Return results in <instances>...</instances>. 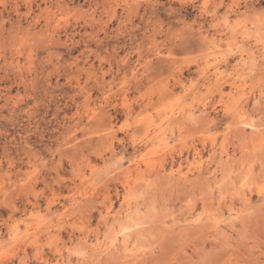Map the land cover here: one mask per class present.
<instances>
[{
  "label": "rangeland",
  "instance_id": "1",
  "mask_svg": "<svg viewBox=\"0 0 264 264\" xmlns=\"http://www.w3.org/2000/svg\"><path fill=\"white\" fill-rule=\"evenodd\" d=\"M263 187L264 0H0V264H264Z\"/></svg>",
  "mask_w": 264,
  "mask_h": 264
},
{
  "label": "bare ground",
  "instance_id": "2",
  "mask_svg": "<svg viewBox=\"0 0 264 264\" xmlns=\"http://www.w3.org/2000/svg\"><path fill=\"white\" fill-rule=\"evenodd\" d=\"M246 25V24H245ZM247 26V25H246ZM255 26V25H254ZM256 28V27H255ZM243 29V28H242ZM256 30V29H255ZM260 30V29H259ZM257 31V30H256ZM260 33H261V30H260ZM249 34V33H248ZM256 35V34H255ZM257 36V35H256ZM234 37V36H233ZM244 37V36H243ZM240 45V44H239ZM256 49V48H255ZM260 52V51H259ZM254 59V58H253ZM256 63V62H255ZM257 66V65H256ZM212 76V75H211ZM216 76V82L218 83L221 79H222V76H221V74L220 73H216L215 75H214V77ZM209 77V76H208ZM208 82V81H207ZM234 82V81H233ZM106 83V82H105ZM235 83V82H234ZM217 86V85H216ZM189 87V86H188ZM253 87V86H252ZM251 87V88H252ZM255 88V87H254ZM192 91V90H191ZM195 91V90H194ZM102 115V114H101ZM99 116V115H98ZM183 118V117H182ZM156 119V118H155ZM202 119V118H201ZM206 120V119H205ZM177 121V120H176ZM207 121H209V120H207ZM242 121V120H241ZM240 121V122H241ZM247 121V120H246ZM151 122V121H150ZM150 122H148V123H150ZM154 122V121H153ZM151 122L150 123V126H151V124H153V126L155 127V125H154V123L156 124V122ZM239 122V121H238ZM183 123V122H182ZM206 123V122H205ZM248 123V122H247ZM247 123H244L243 121L241 122V124H242V126H249V127H251V129H252V131H253V134H252V136H251V139L252 140H254L256 137H257V131L255 130L256 129V126L254 125V124H247ZM207 125V124H206ZM234 125H236V124H234ZM208 126V125H207ZM246 128V127H245ZM188 129V128H187ZM241 129V131L244 129L243 127H241L240 128ZM234 130H235V128H234ZM238 130V129H237ZM262 130V129H261ZM147 131H149V128H148V130ZM252 131H251V133H252ZM150 132V131H149ZM244 132V131H243ZM159 132H157V133H155L152 137H153V139H155V138H157L158 137V135H156V134H158ZM237 133H239V131L237 132ZM150 134V133H149ZM149 136V135H148ZM163 136H165V137H163ZM243 136V135H242ZM162 137L164 138L162 141H163V144H164V150H165V146L167 145V143H169V142H167V140L165 139V138H167L166 137V135H165V132H164V135H162ZM239 137V136H238ZM149 138V137H148ZM237 138V137H236ZM159 139H161V138H157V140L159 141ZM200 139H202L201 137H200ZM226 140V139H225ZM246 142V141H245ZM254 142V141H253ZM255 142H257V141H255ZM161 143V142H160ZM160 143H158L159 145H160ZM262 143V142H261ZM155 144V143H154ZM170 145V144H169ZM255 145V144H254ZM162 146V145H161ZM251 146V145H250ZM261 146V145H260ZM252 147V146H251ZM250 148V147H249ZM248 148V149H249ZM160 149H162L161 147H160ZM227 149V148H226ZM252 149V148H251ZM250 149V150H251ZM154 150V149H153ZM152 150V151H153ZM163 151V150H162ZM253 151V150H252ZM157 152V151H156ZM159 152V151H158ZM117 153V152H116ZM150 153V152H149ZM152 153V152H151ZM249 154V153H248ZM115 155V154H114ZM162 157V156H161ZM138 159V158H137ZM254 159V158H253ZM157 160V159H156ZM225 160V159H224ZM131 161V160H130ZM184 161V160H183ZM137 162V161H136ZM119 163V162H118ZM134 163L135 162H133V165H134ZM132 164V163H131ZM141 164V163H140ZM120 166V165H119ZM82 167V166H81ZM210 167V166H209ZM253 167V166H252ZM140 168V166H139V164H137L136 165V169H139ZM119 169H121V168H119ZM159 171V170H158ZM161 172V171H160ZM182 171H181V169L179 168V169H172L171 170V174L173 175V177L176 175V174H179V173H181ZM198 172V171H197ZM200 172L202 173V169H200ZM208 172H210V171H208ZM110 173V172H109ZM127 173L129 174L127 177H129L130 176V174L132 173V170H128L127 171ZM165 173V172H164ZM238 173V172H237ZM240 173V172H239ZM133 174V173H132ZM166 174V173H165ZM204 174V173H203ZM155 175V174H154ZM168 175V174H167ZM214 175V174H213ZM244 175H246V174H244ZM248 175V174H247ZM253 175V174H252ZM107 176V175H106ZM182 176V175H181ZM199 176V175H198ZM201 176V175H200ZM240 176V175H239ZM250 176V175H249ZM147 177V176H146ZM155 177V176H154ZM161 177H162V175H161ZM170 177V176H169ZM168 177V178H169ZM172 177V178H173ZM202 177V176H201ZM244 177V176H243ZM184 178V177H183ZM204 178H205V175H204ZM262 178V177H261ZM227 179V178H226ZM179 180V179H178ZM177 180V181H178ZM183 180H185V179H183ZM190 180H192V179H190ZM229 180V179H228ZM226 181V180H225ZM145 182V181H144ZM176 182V181H175ZM243 183H242V185H241V187H240V190L244 193L245 191V187H246V184L248 185V183L246 182V180H244V181H242ZM253 182V181H252ZM130 183V182H129ZM192 183V182H191ZM230 183H231V181H230ZM150 184V183H149ZM206 184V183H205ZM92 185V184H91ZM182 185H184V184H182ZM224 185V184H223ZM240 185V184H239ZM261 185H262V183H261ZM98 186V185H97ZM136 186V185H135ZM189 186V185H188ZM201 186V185H200ZM134 187V186H133ZM140 187V186H139ZM150 187V186H149ZM248 188H249V186H247ZM257 187V186H256ZM260 187H262V186H260ZM260 187H258V189H260ZM181 188V187H180ZM264 188V187H263ZM75 189V188H74ZM204 189V188H203ZM125 190V189H124ZM261 190V189H260ZM138 191V190H137ZM231 191V190H230ZM259 191V190H258ZM125 192V191H124ZM134 192V191H133ZM132 192V193H133ZM139 192V191H138ZM233 192V191H232ZM101 193V192H100ZM131 193V192H130ZM136 193V192H135ZM261 195H262V197H263V195H264V191H261ZM134 194V193H133ZM236 194V193H235ZM130 195V194H129ZM202 196V195H201ZM212 196V195H211ZM94 197V196H93ZM130 197H132V196H130ZM135 197H136V195H135ZM207 197V196H206ZM242 197V196H241ZM246 198V201L248 200V198L249 197H247V194L246 193H244V199ZM136 199V198H135ZM134 200V199H133ZM91 201V200H90ZM136 201H137V199H136ZM194 201V200H193ZM203 201V200H202ZM220 202H221V200H220ZM139 203V202H138ZM194 203H195V201H194ZM194 203H192V204H194ZM245 203V202H244ZM92 205V204H91ZM207 205V204H206ZM94 206V205H93ZM205 206V205H204ZM111 207H113V206H111ZM214 207V206H213ZM138 208V207H137ZM191 208H193V206L191 207ZM16 209V208H15ZM90 209V208H89ZM135 209V208H134ZM219 209V208H218ZM110 210V209H109ZM190 210V209H189ZM208 210V209H207ZM258 210H260V209H258ZM35 211V210H34ZM50 211V210H49ZM105 212V211H104ZM135 212V211H134ZM170 212V211H169ZM108 213H110L109 211H108ZM203 213H205V212H203ZM208 213V212H207ZM250 213V212H249ZM41 214V213H40ZM104 214H106V213H104ZM201 214V213H200ZM124 215V214H123ZM131 215V214H130ZM202 215V218H203V214H201ZM211 215V214H210ZM209 215V216H210ZM237 215V214H236ZM111 216V215H110ZM113 216H114V214H113ZM200 216V215H199ZM213 216V215H212ZM238 216V215H237ZM66 217V216H65ZM107 217V216H106ZM105 217V218H106ZM120 217V216H119ZM204 217H205V215H204ZM211 217V216H210ZM221 217V216H220ZM114 218V217H113ZM113 218H112V220H113ZM196 218V217H195ZM194 218V219H195ZM201 217H197L194 221L195 222H199V223H201L202 221H204V219H202ZM213 218V217H212ZM242 218H244V216L242 217ZM254 218H256V217H254ZM263 218V217H262ZM48 219V218H47ZM38 220V219H37ZM106 220V219H105ZM111 220V221H112ZM208 220V219H207ZM148 221V220H147ZM212 221V220H211ZM209 222V221H208ZM217 222H218V220H217ZM217 222H215V224L214 223H212L213 224V226H216L217 227V225H219ZM116 223V222H115ZM188 223V222H187ZM132 224V223H131ZM203 224V223H202ZM217 224V225H216ZM138 225H139V223H138ZM189 225V224H188ZM196 225V224H195ZM37 226V225H36ZM97 226V225H96ZM264 226V225H263ZM132 227H133V225L131 226V225H126V224H121L120 225V228L115 232V234L114 235H110L109 234V236H102L103 237V239H102V237L101 236H99V234L97 235H95V238H93V240H92V242L94 243V247H96V248H98V250H99V252L97 251L96 252V254H99L100 252H108V251H110V252H108L109 254H111V252H112V250L114 249V251H116V249H123V250H125V251H127V250H131L132 251V253H135V247H133V248H131L132 246V241L130 240V236H131V233H130V231H131V229H132ZM183 227V226H182ZM200 227V226H199ZM90 228V227H89ZM114 228V227H113ZM84 229V228H83ZM86 229V228H85ZM93 229V228H92ZM207 229V228H206ZM263 229V228H262ZM46 230V229H45ZM183 230V229H182ZM189 230V229H188ZM81 231V230H80ZM88 231V230H87ZM112 231V230H111ZM113 231H115V230H113ZM45 232V231H44ZM85 232V231H84ZM96 232V231H95ZM108 232H110V231H107V233ZM104 233V232H103ZM75 234V233H74ZM89 234V233H88ZM252 234V233H251ZM241 235V234H240ZM88 238V235H85L84 236V239H87ZM189 238V237H188ZM205 238V237H204ZM38 239V238H37ZM62 239V238H61ZM72 239V238H71ZM139 239V238H138ZM88 240V239H87ZM234 240H235V238H234ZM57 242V241H56ZM76 242V241H75ZM77 243V242H76ZM226 243V242H225ZM87 244V243H86ZM6 245V244H5ZM10 245V244H9ZM136 245V244H135ZM184 245V244H183ZM58 246V245H57ZM56 246V247H57ZM63 246V245H62ZM77 247H78V245H77ZM91 247V246H90ZM137 247V246H136ZM178 247V246H177ZM93 250H95V248H93V246L91 247ZM25 249V248H24ZM79 249V248H78ZM134 249V250H133ZM141 249V248H140ZM1 250H3V249H1ZM5 250V249H4ZM3 250V251H4ZM57 250V249H56ZM72 250V249H71ZM101 250V251H100ZM120 250V251H121ZM145 250V249H144ZM144 250H143V252H144ZM236 250V249H235ZM15 251V250H14ZM74 251V250H73ZM79 251V250H78ZM119 251V252H120ZM142 251V250H141ZM54 252V251H53ZM75 252V251H74ZM95 252V251H94ZM181 252H183L182 250H181ZM262 252V251H261ZM5 253V252H4ZM234 253V252H233ZM81 254V253H80ZM125 254V253H124ZM139 254H140V252H139ZM150 254H151V252H150ZM235 254V253H234ZM234 254H232L231 256L233 257V255ZM264 254V253H263ZM64 255V254H63ZM169 255V254H168ZM140 256V255H139ZM71 257V256H70ZM83 257V256H82ZM127 257H129V256H127ZM127 257H126V259H127ZM136 257H138V256H136ZM166 257V256H165ZM81 258V257H80ZM140 258V257H139ZM229 258V257H228ZM63 259V258H62ZM85 259V258H84ZM83 258H82V260H84ZM131 259V258H130ZM235 259H236V261L234 262V264H244V263H246V262H241V260H239V259H237L236 257H235ZM249 259V258H248ZM65 260V259H64ZM128 260V259H127ZM169 260V259H168ZM228 260V259H227ZM67 262H68V264H70L71 263V260L70 259H68V260H66ZM78 261V260H77ZM170 261V260H169ZM226 261V260H225ZM66 262V263H67ZM125 262V261H124ZM130 262V261H129ZM223 262V261H222ZM228 262H232V259L230 258L229 259V261ZM91 263H93V262H91ZM79 264H89V262L88 263H86V262H84V261H81L80 259H79ZM111 264H114V263H111Z\"/></svg>",
  "mask_w": 264,
  "mask_h": 264
}]
</instances>
